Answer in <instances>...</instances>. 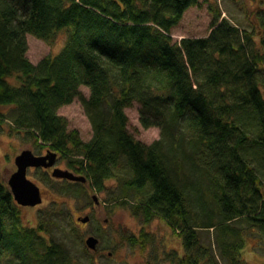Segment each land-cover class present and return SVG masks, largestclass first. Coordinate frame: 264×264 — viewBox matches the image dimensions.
Segmentation results:
<instances>
[{
	"label": "trees",
	"instance_id": "obj_1",
	"mask_svg": "<svg viewBox=\"0 0 264 264\" xmlns=\"http://www.w3.org/2000/svg\"><path fill=\"white\" fill-rule=\"evenodd\" d=\"M200 0H0V124L70 158V168L102 192L123 177L122 191L144 224L165 221L182 241L174 264H242L246 222L264 233V11L261 34L241 29L216 6L210 32L174 43L171 30ZM71 28L65 48L34 64L28 35L49 42ZM90 89L82 103L93 138L69 130L58 110ZM141 104L144 128H161L150 145L128 130L126 108ZM253 134L255 136L253 137ZM127 169L124 170L122 162ZM126 175V176H124ZM84 184V183H79ZM127 201H124L126 203ZM214 230L212 243L204 230ZM42 228L24 224L21 207L0 181V264H74ZM133 236L132 244H147Z\"/></svg>",
	"mask_w": 264,
	"mask_h": 264
},
{
	"label": "rangeland",
	"instance_id": "obj_2",
	"mask_svg": "<svg viewBox=\"0 0 264 264\" xmlns=\"http://www.w3.org/2000/svg\"><path fill=\"white\" fill-rule=\"evenodd\" d=\"M200 5L189 8L180 23L172 28L174 43L185 37H204L210 32L213 14L210 6H217L222 17L227 18L241 29L253 30L256 40L261 34L259 13L264 11V0H200ZM71 28L58 31L52 41L46 42L33 35H28V57L37 64L47 56L58 55L66 46ZM91 92L87 86L80 87V96L71 104L58 110L66 118L69 130H77L81 139L88 142L93 138L92 123L82 103V96L89 98ZM141 104L135 102L126 108L128 130L132 136L147 145L161 138V128H144L140 120ZM6 113L4 123L0 124V181L9 188V179L17 171L16 157L24 150H31L35 155L49 153L48 146L40 147L24 130L13 129L12 118L15 111L9 107L2 108ZM255 134H253V137ZM57 153V152H56ZM58 155V153H57ZM81 159L74 153L70 158L61 154L59 167H69L71 160ZM253 165L261 177L264 191V164L261 159H254ZM56 163V162H55ZM127 169L125 161L122 162ZM53 169L29 168L27 177L35 182L42 191V203L36 206H22L24 224L28 227L42 228L41 236L48 245L56 244L72 259L74 264H174L170 253L176 249L182 253V241L160 218L144 224L135 216L134 205L141 199L134 191L124 194L123 177L112 178L105 183V190L96 191L87 177L84 184L58 180L52 175ZM126 176V175H124ZM11 190V188H10ZM12 193V191H11ZM94 196L99 203H95ZM124 201H127L124 203ZM89 216L86 223L81 219ZM246 234L247 244L242 251L245 259L242 264H264V233L246 222L239 223ZM148 233L147 244L142 248L140 243L132 244L129 240L134 235L142 240V233ZM203 239L212 243L214 252V230H204ZM94 236L99 242L97 248L87 246L88 237ZM220 258L221 264H229Z\"/></svg>",
	"mask_w": 264,
	"mask_h": 264
},
{
	"label": "water",
	"instance_id": "obj_3",
	"mask_svg": "<svg viewBox=\"0 0 264 264\" xmlns=\"http://www.w3.org/2000/svg\"><path fill=\"white\" fill-rule=\"evenodd\" d=\"M57 159V153L49 150L47 155L38 156L35 155L31 150L22 151L15 159L17 165V171L9 179V186L12 194L19 205L22 206H36L42 203V191L41 188L32 180L27 177V170L31 167L49 168L55 165ZM52 175L56 178H63L71 181H78L81 183L87 182L85 175H77L69 170H63L55 168ZM95 203H99L98 197L94 196ZM90 220L89 216L81 219L82 222L86 223ZM99 240L90 236L86 240V244L91 249H96Z\"/></svg>",
	"mask_w": 264,
	"mask_h": 264
},
{
	"label": "flooded vegetation",
	"instance_id": "obj_4",
	"mask_svg": "<svg viewBox=\"0 0 264 264\" xmlns=\"http://www.w3.org/2000/svg\"><path fill=\"white\" fill-rule=\"evenodd\" d=\"M58 153V155H57V159H56V163H55V165L54 166H52V167H49V168H45V167H43V168H45V169H55V168H60V169H63V170H69V171H71V172H74L75 174H77V175H82V173L81 174H78L77 173V171L76 170H79V167L78 166H76V170L74 169V168H70V167H66V168H63V167H59L58 165H57V162L58 161H60V158H61V153H59V152H57ZM32 168V167H31ZM34 168V167H33ZM58 180H65V181H67V182H72V183H81V182H78V181H71V180H67V179H63V178H57Z\"/></svg>",
	"mask_w": 264,
	"mask_h": 264
}]
</instances>
